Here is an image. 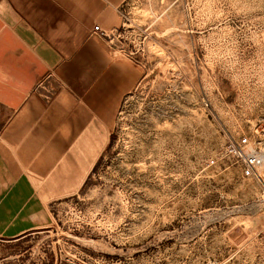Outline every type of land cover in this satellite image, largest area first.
I'll list each match as a JSON object with an SVG mask.
<instances>
[{"label": "rangeland", "instance_id": "rangeland-1", "mask_svg": "<svg viewBox=\"0 0 264 264\" xmlns=\"http://www.w3.org/2000/svg\"><path fill=\"white\" fill-rule=\"evenodd\" d=\"M108 40L132 79L106 144L0 264H264V160L245 177L223 146L264 156V0H124Z\"/></svg>", "mask_w": 264, "mask_h": 264}, {"label": "crops", "instance_id": "crops-1", "mask_svg": "<svg viewBox=\"0 0 264 264\" xmlns=\"http://www.w3.org/2000/svg\"><path fill=\"white\" fill-rule=\"evenodd\" d=\"M124 0H0V236L50 224V205L83 185L128 92L107 38ZM59 82L49 98L35 90ZM2 114L4 117L2 118Z\"/></svg>", "mask_w": 264, "mask_h": 264}, {"label": "built area", "instance_id": "built-area-1", "mask_svg": "<svg viewBox=\"0 0 264 264\" xmlns=\"http://www.w3.org/2000/svg\"><path fill=\"white\" fill-rule=\"evenodd\" d=\"M177 1L178 0H176V2ZM93 30L107 39H109L112 34V31H105L101 29L99 25H95ZM51 77H54L53 74L48 73L35 87V90L41 92L45 98L52 96L56 88L60 85L57 80H54V84L51 85L45 83V81ZM254 144L255 143L252 142L247 135L240 136L237 139L227 137L223 141L224 148L229 152L228 160L236 165L240 173L245 177L256 175L257 168L264 160V156L256 151V145Z\"/></svg>", "mask_w": 264, "mask_h": 264}]
</instances>
